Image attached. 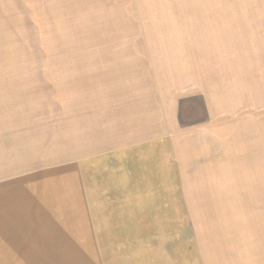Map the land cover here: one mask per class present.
Listing matches in <instances>:
<instances>
[{
	"label": "rangeland",
	"instance_id": "1",
	"mask_svg": "<svg viewBox=\"0 0 264 264\" xmlns=\"http://www.w3.org/2000/svg\"><path fill=\"white\" fill-rule=\"evenodd\" d=\"M131 23L138 30L124 35L129 41H115L114 34ZM243 30L264 35V0H0V87L14 97L3 96L0 114H26V124L50 129L46 134L56 136L58 153L72 156L97 140L98 125L105 129L99 158L74 157L75 165L63 170V177L75 180L60 181L57 240L33 239V230L19 242L5 243L0 235V264H135L127 257L137 233L158 241L153 248L176 264H205L198 259L195 222L210 247L213 235L203 231L220 228L217 212L263 210L264 181L239 182L237 191L234 181H205L198 168L207 163L194 151L199 131L211 122V86L232 98L238 86V95L249 99L252 85L264 84L263 53L244 46L234 56L222 51L239 42ZM125 45L136 48L131 59L122 57L133 71L129 101L107 88L111 73H118L108 69L117 64L112 54L130 53ZM145 92L147 100H134ZM262 103L256 108L264 115V98ZM135 113L145 120L134 119ZM12 119L4 120L11 128L17 123ZM130 120L136 122L132 130L125 127ZM88 163L91 175L101 174L99 181L78 180L81 170L73 168ZM200 186L207 191L202 201ZM179 191L186 202H177ZM168 192L173 204L166 202ZM246 220L231 219L229 226H256ZM177 242L183 248L176 257Z\"/></svg>",
	"mask_w": 264,
	"mask_h": 264
},
{
	"label": "crops",
	"instance_id": "2",
	"mask_svg": "<svg viewBox=\"0 0 264 264\" xmlns=\"http://www.w3.org/2000/svg\"><path fill=\"white\" fill-rule=\"evenodd\" d=\"M257 32L261 35L250 37L247 30L237 33L241 38L239 42L235 40L234 45L225 46L222 51L233 52L234 56L236 52H239L238 48L244 46V50L260 51L264 56V35L261 31ZM233 33L236 34V31ZM236 38L238 39L237 36ZM235 62L241 65L236 59ZM243 64L244 61H242ZM253 85L252 89H249V99H242L238 95L240 89L238 86L233 90L237 93L233 98L230 97L232 92L226 93L223 87L211 86L209 91L211 122L199 131L201 141H194L195 153L199 150V159L207 163V165L204 164L198 168L200 174L203 175L200 178L203 180L264 181V115L259 108H256L257 105L263 104L264 84L258 80ZM2 89L0 87V100L3 99V96L14 98L12 97L13 93L8 92L5 88V91ZM4 92L5 94H3ZM223 114L224 116H222ZM5 118H13V122L19 124H13L11 128L5 124ZM26 122V114L13 115V117L0 114V235L5 243L25 240L24 235L31 230L37 235L33 239L41 240L43 235L46 239L56 241L59 233L57 202L61 190L59 187L63 185L60 181L75 180L70 176L63 177L62 175H66L63 170L71 168L70 165H75L74 157L83 158L88 153V155L91 154L90 157L99 158L98 152L101 153L103 149L101 145H104L101 144L100 137L103 135L101 130L105 132V129H101L98 125L96 127L97 140L93 138L89 140L87 134L91 147L84 150L81 156H72L71 151L59 154L56 136L53 139L52 135L46 134L50 129H38L39 127L35 128ZM132 123L136 122L130 120L128 126L125 127L132 130ZM42 131L45 133L43 137L41 136ZM134 131L137 132L136 129ZM138 140L136 139L134 143H137ZM218 140L222 145L219 144L217 149L215 147V151H209L208 147L215 142L218 144ZM119 148L120 146L117 151ZM196 157L194 159H197ZM88 165L89 163L87 167L82 164L80 168H73L81 170V178L78 180L99 181L101 174L91 175L89 172L91 168ZM179 194L181 199L178 198L177 202L182 203L185 201V193L179 191ZM166 197V202L171 203L169 192ZM169 208L166 205L164 211L167 214H169ZM66 212L67 218L69 210L66 209ZM216 214L220 218L216 225L220 228L215 227L211 230L212 233L203 231L213 235L210 247L208 243L201 240L202 226H198L196 222L194 224L195 241L199 247V261L202 260L205 264H264V209L254 210L250 213L238 210L217 212ZM69 215V217H73L72 209H70ZM165 219L168 220L169 215H166ZM231 219H237V222L254 219L256 226L252 228L245 225L229 226ZM15 225L17 230L12 229ZM68 225H71V222H67L64 226ZM65 232L68 233V231ZM39 235L40 237H38ZM142 236L137 233V239L131 241L132 250L127 257L129 261L135 264L177 263L175 262L176 258H166L159 250L153 248L156 244L158 246V241L155 242L153 238ZM61 241L65 242L66 239H61ZM147 241L149 242L148 248H143L140 243L147 244ZM135 244L136 246H134ZM181 248H183V243L177 242L176 257L181 253Z\"/></svg>",
	"mask_w": 264,
	"mask_h": 264
},
{
	"label": "bare ground",
	"instance_id": "3",
	"mask_svg": "<svg viewBox=\"0 0 264 264\" xmlns=\"http://www.w3.org/2000/svg\"><path fill=\"white\" fill-rule=\"evenodd\" d=\"M127 25H129V27L128 28H126V29H124V32L125 33H118L117 32V34H114V36H113V38H114V40L115 41H119V42H121L122 40H127V41H129V39H127L125 36H132L133 34H135V32L138 30L136 27H135V24L134 23H131V24H127ZM114 29H116L117 30V27H115V25H114ZM107 31H109V29H107ZM92 34H94V32H92L91 33V35ZM117 35V36H116ZM119 35H121L120 36V38H119ZM125 35V36H124ZM111 38V37H110ZM117 45H118V43H117ZM99 48V47H98ZM97 48V49H98ZM131 48L132 49H135V51H136V48H135V46L133 45H125L124 46V49L126 50V51H128V52H130V53H124L122 56L120 55V53L119 52H116V53H114V55L112 54V56L117 60V64L116 65H114V66H111V67H109L108 69H111V70H113V71H115V72H118V73H111V77L109 78V81L107 82L108 84H107V88L109 89V90H111V91H113L114 92V95H118V96H120V99H122V100H127V101H129L128 100V97H129V95L130 94H132V92H134V85H133V83H131V82H129V81H131L130 80V78H129V76L132 74V67H131V65H127L126 66V64H125V62H123L124 60H123V58L122 57H125V58H130L131 59ZM95 49V48H94ZM134 51H132V53H133ZM95 53V52H94ZM95 57H97L98 59H100V60H98V61H95V63H96V65H97V70H99L100 68H101V65H102V63H101V61L103 60V56L101 55V54H99V55H97V56H95ZM94 57V58H95ZM95 60V59H94ZM123 62V63H122ZM99 72V71H98ZM143 86H140V87H138L139 88V90L142 88ZM138 94H136V96L135 97H133L134 98V100L135 101H140V102H142L143 100L145 101V100H147L148 99V94H147V92H145V94L144 95H142L141 97H140V99L139 100H137L138 99V97L139 96H137ZM147 98V99H146ZM135 101H133V102H135ZM136 103V102H135ZM145 113H146V111H144ZM133 116H134V119H135V117H136V120L137 121H141V120H145V119H143L142 118V116H140V115H138V113H135V114H133ZM239 182H242V181H234V183H233V188H234V190H238L237 188V186L240 184ZM214 183V182H213ZM211 184L210 186H211V188H216V184L214 183V184ZM245 183V181L243 182V184ZM214 186V187H213ZM210 187H208V189H209ZM207 189V190H208ZM206 190V187L204 186V187H202V186H200L199 187V190H198V192H197V196H198V198H199V201H202L203 200V198H205L206 197V195H205V193L207 192V191H205ZM214 190V189H213ZM212 191H210V193H209V200H211V197H212ZM211 238L208 240V242L209 243H211Z\"/></svg>",
	"mask_w": 264,
	"mask_h": 264
}]
</instances>
